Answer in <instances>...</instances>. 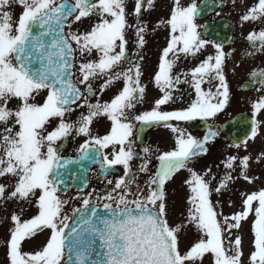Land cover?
Masks as SVG:
<instances>
[{"label":"snow or ice","instance_id":"6c2138e0","mask_svg":"<svg viewBox=\"0 0 264 264\" xmlns=\"http://www.w3.org/2000/svg\"><path fill=\"white\" fill-rule=\"evenodd\" d=\"M229 3L242 9L241 27L253 25L241 35L248 42L241 59L264 55V0H0L2 264H264V176L253 174L264 150L255 157L248 151L264 134V94L251 102L250 131L229 145L236 154L225 155L216 171L195 168L230 103L226 65L235 54L197 21ZM158 8L165 15L145 18ZM160 30L166 43L145 82L144 49ZM232 63L235 74L240 64ZM249 75L264 93V69ZM149 85L159 96L141 110ZM194 121L205 122L202 138L179 126ZM156 126L173 133L174 148L138 152L145 128ZM76 137L83 143L74 160L64 152ZM92 163L110 187L83 195L87 181L78 173ZM181 172L187 194L178 209L168 185ZM241 181L255 190L237 189ZM237 192L239 210L225 215ZM78 200L81 207L69 212ZM244 223L252 233L246 259L238 234Z\"/></svg>","mask_w":264,"mask_h":264},{"label":"flooded vegetation","instance_id":"af4514ba","mask_svg":"<svg viewBox=\"0 0 264 264\" xmlns=\"http://www.w3.org/2000/svg\"><path fill=\"white\" fill-rule=\"evenodd\" d=\"M197 2L199 3L200 0H197ZM215 2H218V0H215ZM248 2L252 3L253 0H248ZM241 11L242 9L232 10L231 4L229 3L228 6L224 8H216L214 10L209 9L208 13L197 21L199 24L209 25V35L207 38L224 40L226 52L232 53V50L235 49V54L230 56L226 65L227 79L230 83L231 100L225 110L218 114V117L215 119V124L212 130L218 132V136L216 137L215 142L209 146V154L199 158L198 162L195 163V168L197 170H202L206 166L211 165L213 170L216 171L215 165L219 164L220 160L223 159L225 155L229 153L236 154V150L230 148L229 145L241 142L244 135H246V125H251V102L264 94L257 91V88L260 87V85L252 84V78L249 75L254 69H264V55L257 54L254 57L244 56L243 59H241L242 53L248 48V42L241 39V35H247L248 31L253 28V25L251 24H244L243 27L240 26L239 15ZM216 12H220V15L217 16ZM226 37H230L231 39H225ZM233 60H235L237 64H240V67L236 68L235 74L232 72ZM149 93H155L151 86L149 87L148 97ZM148 106H150V104H145L141 110H148L145 109ZM198 122L200 121L187 123L180 122L179 126H183L184 129L193 136L202 138L206 134L207 128L206 125H204L203 128L199 127L196 125ZM177 123L178 122L173 121L174 125ZM149 131L150 129L147 130L141 140L137 141L136 150L138 152L141 151L142 147L148 146ZM152 135L153 134H151V136ZM262 150H264V134H262L261 137H258L255 141H249L248 148V151L254 157ZM243 154V152L240 153V155ZM152 158H154V156ZM155 169L156 166L153 170L155 171ZM262 170H264V165H253V174L264 176V171ZM219 174H223V166H221ZM109 178L114 179V177ZM140 179L144 180L143 174H141ZM89 186H92L97 192H103L106 187H110L106 185V181H104L103 177L100 175V168H91L89 172ZM258 186L259 185H257V187ZM235 187L237 189H247L249 191L255 190L253 186L247 185L242 181ZM228 198L229 197L226 195L222 199L226 201ZM213 199H216V197H213ZM231 199L234 201L235 206L228 207L225 204L222 209L225 215L239 210L240 201L238 192L235 195H232ZM238 234L243 237L244 247V238H247L248 235H250V239L252 237L250 224L244 223ZM250 246L248 245L247 247H244V251L247 252V254L251 250Z\"/></svg>","mask_w":264,"mask_h":264},{"label":"rangeland","instance_id":"374dc122","mask_svg":"<svg viewBox=\"0 0 264 264\" xmlns=\"http://www.w3.org/2000/svg\"><path fill=\"white\" fill-rule=\"evenodd\" d=\"M162 9L159 8L158 11L155 14L154 21L155 22L158 18H160ZM167 35L166 31L160 30L154 35L148 37V44L146 48L144 49V55H145V67H146V76H145V82H147L148 76L151 74L152 70L155 68L158 58L160 55V50L165 46V36ZM131 47V46H130ZM134 51L135 49L132 48ZM196 62H192V65L195 64ZM189 65V64H188ZM152 87V86H151ZM155 94H150L149 97L147 96V100L149 101L148 103L145 104H150L151 106V101L153 99L158 98L159 93L156 89H154ZM112 95L111 92H107L103 95L102 99H108ZM144 104V105H145ZM143 105V106H144ZM150 106L146 107L145 109H149ZM179 105H173L172 107H178ZM171 110V109H168ZM175 126V125H174ZM101 134H103L106 130V124L101 123L100 125L96 126ZM183 128V127H182ZM154 134L151 136V132H149V139H148V146L152 147L153 149L159 148L161 151H169L174 148V135L171 133V131L163 126H157L155 127L154 131H152ZM83 143V137H76L74 139H69V141L66 144V149L65 152H72L77 150L79 145ZM68 150V151H67ZM158 153H153L152 157V163L150 165V168L153 170L156 164V159L155 155ZM157 168V166H156ZM154 171V170H153ZM187 175L186 172H181L177 174V177L175 178L174 182H171L168 185V191H169V199L170 200H175L177 202L178 209L183 208L184 204V198L186 196V190L181 186V181L183 178ZM144 179L146 177L143 175ZM93 189L92 186H90L88 189L83 191V195H86L88 192H91ZM69 195L75 196L77 195L75 191H69ZM82 200L78 201H73L71 205H69V212L71 209H73L76 205H78ZM3 235V230L0 229V236ZM45 239L44 235H41L38 239L34 240L31 244H26L25 251H31L33 248L36 247V245L40 244L43 240ZM191 239V236L189 237V240ZM245 239V244L244 247H247L248 245L250 246V242L252 241V237L250 239V235L247 236ZM247 249V248H246ZM245 259L247 258V252H245ZM3 260V249H0V264H2Z\"/></svg>","mask_w":264,"mask_h":264},{"label":"water","instance_id":"95a60500","mask_svg":"<svg viewBox=\"0 0 264 264\" xmlns=\"http://www.w3.org/2000/svg\"><path fill=\"white\" fill-rule=\"evenodd\" d=\"M147 128V127H146ZM248 129H249V127H248ZM66 157H70V158H72V159H78V155H75V156H66ZM92 165H95V163H92V164H90V165H87V166H85V167H83L82 169H81V171L78 173V175H81L82 177H84V178H86V181L88 180L87 178H88V170H89V168L92 166ZM98 165V164H97ZM77 166H75V165H71L70 166V168H76ZM88 182V181H87ZM73 188H75V187H73Z\"/></svg>","mask_w":264,"mask_h":264}]
</instances>
